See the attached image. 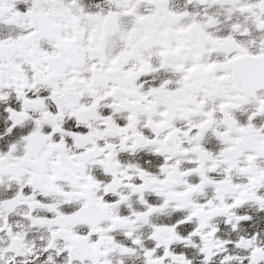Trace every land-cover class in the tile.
Returning <instances> with one entry per match:
<instances>
[{"label": "snow or ice", "instance_id": "6c2138e0", "mask_svg": "<svg viewBox=\"0 0 264 264\" xmlns=\"http://www.w3.org/2000/svg\"><path fill=\"white\" fill-rule=\"evenodd\" d=\"M0 264H264V0H0Z\"/></svg>", "mask_w": 264, "mask_h": 264}]
</instances>
